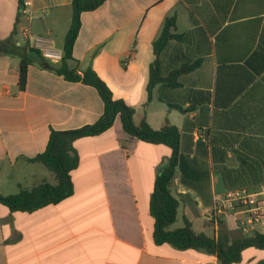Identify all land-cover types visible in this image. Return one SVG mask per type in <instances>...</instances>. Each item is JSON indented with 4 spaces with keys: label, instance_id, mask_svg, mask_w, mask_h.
Listing matches in <instances>:
<instances>
[{
    "label": "crops",
    "instance_id": "crops-1",
    "mask_svg": "<svg viewBox=\"0 0 264 264\" xmlns=\"http://www.w3.org/2000/svg\"><path fill=\"white\" fill-rule=\"evenodd\" d=\"M26 2V13L20 15L18 0H0V41L19 47L15 54H0L3 195L17 193L20 186L54 184V174L29 159L45 151L51 130H74L93 124L104 111L95 88L66 81L41 67L24 37L26 32L46 36L56 50L63 52L72 1ZM262 6L264 0H245L227 14L224 27L238 23V29L229 34L240 37L264 34ZM174 12L178 15V31L190 30L188 11L179 0H106L98 9L81 16L69 66L78 72L92 67L115 99L135 109L137 126L143 120L156 130L165 125L182 130L184 126L186 115L158 99L159 87L154 88L152 100L147 102L149 66L154 58L152 43L160 35L165 18ZM207 12L214 14L210 8ZM257 19L260 27L254 22ZM25 53L30 62L27 84L21 90L19 69ZM218 67L214 56H207L200 69L183 77L180 90L166 94L184 108L192 106L190 117L198 119L199 127H206L202 134L208 127H249L233 133L253 137V147L258 148L255 144L261 146L264 139V88L259 85V91L248 90L233 98L232 83L238 73ZM189 91H209L210 95L191 93L193 101L199 100L195 108L196 104L185 98ZM198 137L195 132L194 141ZM232 146L238 148L239 144ZM74 148L79 164L71 173L74 191L70 197L33 212H12L0 203V264H218L215 256L203 250L182 251L154 242L150 200L155 181L172 155L170 147L129 135L117 117L109 130L76 140ZM228 164H237L232 152L228 153ZM211 183L215 202L231 191L225 188L218 172L212 173ZM175 184L172 193L179 200L183 226L186 218L195 232L210 237L225 233V223L230 234L236 230L230 219L223 218L224 225L212 221L208 216L211 208L204 207L193 191L179 184V179ZM263 187L264 182L253 191ZM242 188L253 189H236ZM182 223L178 224L177 216L171 229L183 227ZM233 264H264V249H245L240 261Z\"/></svg>",
    "mask_w": 264,
    "mask_h": 264
},
{
    "label": "trees",
    "instance_id": "trees-1",
    "mask_svg": "<svg viewBox=\"0 0 264 264\" xmlns=\"http://www.w3.org/2000/svg\"><path fill=\"white\" fill-rule=\"evenodd\" d=\"M18 1L21 9L25 0ZM71 1L72 19L64 40L62 60L58 63L48 62L39 51L28 48L36 55L41 67L64 77L66 81L81 82L95 88L104 104L103 114L95 123L78 129L51 130L45 151L29 161L40 163L51 171L55 183L44 182L32 188L20 186L17 193L10 195L0 193V203L12 212H33L70 197L74 191L71 173L79 164L74 142L104 133L120 117L123 129L129 135L147 143L166 145L172 150L168 163L155 181L150 200L156 245L170 244L182 251L203 250L215 256L218 264L239 262L242 252L248 248L264 249V233L259 231L236 238H231L226 232L210 237L195 232L186 218L183 227L171 229L177 222L179 208V200L172 193L176 179L184 188L193 191L206 208L215 205L211 183L213 172L222 175L224 186L229 190L251 186L253 191L264 182V139H261V146L257 142L255 145L258 148H254L253 137H240L233 133L234 130L243 131L249 127H208L209 130L202 134L206 127H199L198 119L190 117L192 106L184 108L180 102L166 94V91L180 90L183 77L200 69L205 58L210 55L214 56L219 69L225 67L237 71V77L232 83L233 98L248 90L259 91V85L264 88V34L240 37L229 34L238 29V23L224 27L227 14L231 10L236 11L245 0H179L188 11L192 28L179 32L178 15L174 12L165 18L160 35L152 43L154 58L149 66L147 102L152 100L154 88L159 87L158 99L169 108L186 115L182 130L174 125H165L156 130L145 120L135 125V109L123 100L115 99L109 86L92 67L78 72L69 66L81 29L82 14L98 9L106 0ZM208 8L214 14H209ZM260 10L264 12V6ZM231 18L232 22L237 20L234 16ZM254 22L260 27V19ZM15 49H19L15 43L0 41V54H15ZM29 62L25 53L21 57L19 69L18 86L21 90L27 84ZM191 93L210 95L209 91H189L185 98L190 104L195 103V108L199 106V100L193 101ZM220 129L227 132L220 133L217 131ZM195 132L199 134L196 141ZM235 143L239 144L238 148L232 146ZM229 152L236 156L237 164H228ZM222 220L219 221L221 225L224 224Z\"/></svg>",
    "mask_w": 264,
    "mask_h": 264
},
{
    "label": "built area",
    "instance_id": "built-area-1",
    "mask_svg": "<svg viewBox=\"0 0 264 264\" xmlns=\"http://www.w3.org/2000/svg\"><path fill=\"white\" fill-rule=\"evenodd\" d=\"M26 5L25 0L20 15L26 13ZM24 37L27 46L39 51L45 59L55 63L62 60L63 52L56 50L48 37L34 36L29 32ZM208 216L215 223L225 217H234L235 229L242 234L264 232V187L256 191L242 188L227 192L215 202Z\"/></svg>",
    "mask_w": 264,
    "mask_h": 264
},
{
    "label": "rangeland",
    "instance_id": "rangeland-1",
    "mask_svg": "<svg viewBox=\"0 0 264 264\" xmlns=\"http://www.w3.org/2000/svg\"><path fill=\"white\" fill-rule=\"evenodd\" d=\"M4 177H5V173H1L0 180H1L2 183L5 182ZM2 186H3V184H2ZM2 188H3L4 191L8 190V188H6V187H2ZM175 191H176V184L174 185V187L172 189L173 193H175ZM224 219L225 220L230 219V221H233V223H234V217H225ZM219 221H220V219H219ZM180 223H182V217H181V211H178V224L180 225ZM182 226H183V223H182ZM224 228H225L224 230L226 231V233H228L231 238H236V237H239V236L243 235L238 230H235L233 233L230 234L229 231L227 230V224L226 223L224 225Z\"/></svg>",
    "mask_w": 264,
    "mask_h": 264
}]
</instances>
